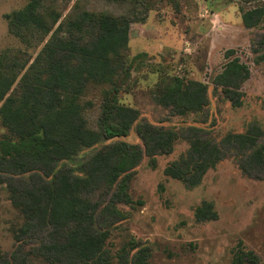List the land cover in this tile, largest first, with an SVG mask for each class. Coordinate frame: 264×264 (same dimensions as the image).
<instances>
[{
	"label": "trees",
	"instance_id": "trees-1",
	"mask_svg": "<svg viewBox=\"0 0 264 264\" xmlns=\"http://www.w3.org/2000/svg\"><path fill=\"white\" fill-rule=\"evenodd\" d=\"M47 1L29 0L21 10L6 15L15 37L25 40L23 34L32 31L50 37L33 62L0 60L1 122L10 134L35 142L32 151L0 155V184H6L13 205L24 217L14 232L15 250L9 257L0 255V264H29L33 258L46 264H114L106 250L109 227L102 230L99 221L122 216L116 205L121 197L132 202L127 188L135 168L145 156L155 168L157 156L171 154L180 134L139 123L136 132L141 146L116 141L103 145L82 162L81 152L103 141L127 137L140 117L138 109L118 99L117 78L133 21L81 10L77 1L74 13L60 22L61 13ZM263 17L264 10L255 8L243 12L241 19L250 29ZM259 47H264V38ZM227 56L230 60L215 84L233 106L241 107V86L250 71L233 57V50ZM170 81L168 86L156 88L158 105L181 116L201 113L208 106V86L204 83L180 77ZM90 85L108 86L94 126L80 104ZM189 130L190 148L165 167L166 177L197 187L207 172L228 156V150L246 153L249 166L264 169V131L259 126L228 134L220 143L202 138V129ZM70 161L80 163L78 173L68 166ZM114 188V199L103 205L97 192L108 195ZM194 217L197 222H206L216 220L218 213L212 202L203 201ZM43 232H47L48 240L24 251L31 241L27 238ZM116 256L117 264H149L151 249L130 241ZM244 263L256 264L258 258L253 251L238 248L233 264Z\"/></svg>",
	"mask_w": 264,
	"mask_h": 264
},
{
	"label": "rangeland",
	"instance_id": "rangeland-1",
	"mask_svg": "<svg viewBox=\"0 0 264 264\" xmlns=\"http://www.w3.org/2000/svg\"><path fill=\"white\" fill-rule=\"evenodd\" d=\"M78 7L113 17H129L128 48L117 78L120 103L136 108L139 119L125 138L103 141L80 153L87 160L103 145L116 141L142 145L136 128L139 123L174 129L180 134L169 155L157 156L153 168L147 156L135 168L128 183L131 203L118 200L120 218H104L99 228L109 227L106 250L117 264L118 250L126 243L151 249L149 264H233L239 249L253 251L264 264V169L249 166L247 154L229 151L228 156L207 172L200 185L187 187L166 177L165 167L185 155L190 145L191 128H199L202 138L220 143L228 134L244 133L251 125L264 131V17L254 28L243 25L242 13L262 8L264 0H48L61 13L60 22ZM29 0H0V60L33 62L49 37L38 31L15 37L6 17L24 8ZM74 11L72 12V14ZM234 51L250 71L242 84V106L235 107L215 84ZM259 50V52H256ZM232 58V57H231ZM173 77L199 81L208 86L209 104L201 113L177 115L169 107L158 105V86L166 87ZM117 84V85H118ZM108 86L90 85L80 99L90 125L96 124L104 91ZM33 140H21L10 134L0 119V155L4 152H29ZM75 173V161L67 163ZM243 165L245 170L240 167ZM20 177V176H19ZM19 180H21L19 178ZM97 192L104 205L112 193ZM214 204L216 220L197 222L194 214L203 202ZM24 222L20 210L11 201L5 183L0 184V255L9 257L16 248L14 232ZM47 232L35 235L24 251L47 241ZM29 264H46L41 259ZM248 264V263H244Z\"/></svg>",
	"mask_w": 264,
	"mask_h": 264
}]
</instances>
